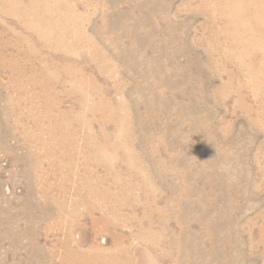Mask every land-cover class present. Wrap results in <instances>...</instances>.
Wrapping results in <instances>:
<instances>
[{
	"label": "rangeland",
	"instance_id": "rangeland-1",
	"mask_svg": "<svg viewBox=\"0 0 264 264\" xmlns=\"http://www.w3.org/2000/svg\"><path fill=\"white\" fill-rule=\"evenodd\" d=\"M0 264H264V0H0Z\"/></svg>",
	"mask_w": 264,
	"mask_h": 264
}]
</instances>
